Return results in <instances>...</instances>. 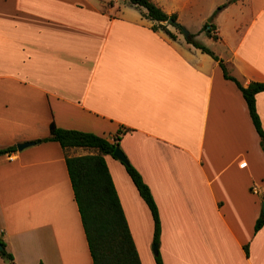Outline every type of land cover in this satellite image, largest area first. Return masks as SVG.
Listing matches in <instances>:
<instances>
[{
  "label": "crops",
  "instance_id": "1",
  "mask_svg": "<svg viewBox=\"0 0 264 264\" xmlns=\"http://www.w3.org/2000/svg\"><path fill=\"white\" fill-rule=\"evenodd\" d=\"M152 1L242 86L264 83V0ZM144 12L128 0H0V150L16 148L0 156V239L14 258L0 264H93L67 167L89 152L37 143L52 123L111 142L126 131L120 148L160 213L163 264H264V151L242 92ZM256 108L264 130V92ZM105 159L141 262L156 264L152 214Z\"/></svg>",
  "mask_w": 264,
  "mask_h": 264
},
{
  "label": "trees",
  "instance_id": "2",
  "mask_svg": "<svg viewBox=\"0 0 264 264\" xmlns=\"http://www.w3.org/2000/svg\"><path fill=\"white\" fill-rule=\"evenodd\" d=\"M235 1L238 0H230V3ZM128 2L131 6L146 11L144 12V17L155 23L153 26L155 30L165 32L172 40L176 39V35L168 29V25L164 24L169 19L178 23L175 14L168 15L152 0H128ZM223 7L216 11L211 18L212 21L204 27L207 35L215 39L217 36L212 35L214 30L213 20ZM188 43L219 61L225 78L236 83L241 90L256 132L260 137L261 148L264 151V130L256 108V95L264 92V83L252 82L247 87L242 86L236 78L229 75L224 62L208 47L196 41L194 35H190ZM124 132L126 131H120L118 137L111 142L92 133L61 129L55 123H52L50 136L37 141V143L57 142L65 150L82 148L89 152V154L84 156L67 157V167L93 258V264H142L105 159L106 156L113 157L116 148L120 147V136ZM14 151H16L15 147L2 149L0 150V156ZM123 165L152 214L155 226L154 245H159L161 220L152 192L140 173L130 162ZM263 226L264 216L261 215L255 224V233L259 232ZM0 244L3 247V250L0 251V256L8 262H13L14 258L7 252L6 244L2 239H0ZM245 250L248 255V247ZM155 260L156 264H163L159 251L155 256Z\"/></svg>",
  "mask_w": 264,
  "mask_h": 264
},
{
  "label": "water",
  "instance_id": "3",
  "mask_svg": "<svg viewBox=\"0 0 264 264\" xmlns=\"http://www.w3.org/2000/svg\"><path fill=\"white\" fill-rule=\"evenodd\" d=\"M210 21V20H209ZM165 25H168V26H172L176 29H179L182 34L184 35V37L186 39H189L190 37V33L188 30H186L184 27H182V25H180L179 23L177 22H174L173 20L169 19L166 23H164ZM34 145V143H24V144H20L18 145V150L19 151H22L23 149L29 147V146H32ZM113 157L115 159H117L118 161H120L122 164H127L129 161L126 157V155L124 154V152L122 151V149L120 147H117L114 154H113ZM262 215L264 216V202L262 203ZM158 248H159V245H153V253L155 255L158 254ZM3 250V247L2 245L0 244V251Z\"/></svg>",
  "mask_w": 264,
  "mask_h": 264
},
{
  "label": "rangeland",
  "instance_id": "4",
  "mask_svg": "<svg viewBox=\"0 0 264 264\" xmlns=\"http://www.w3.org/2000/svg\"><path fill=\"white\" fill-rule=\"evenodd\" d=\"M209 23V22H208ZM207 24V23H206ZM168 28L174 33H180L179 32V30H177L176 28H174V27H172V26H168ZM202 32H204V34H203V38H204V40H206L207 39V33H206V31L205 30H203ZM176 35V34H175ZM177 37V36H176ZM119 163H120V161H119ZM124 166V165H123ZM125 167V166H124ZM133 188L135 189V187L133 186ZM133 219H134V224L136 225V208H135V213H134V216H133ZM154 245V244H153ZM153 245H152V247H151V251H152V254L154 255V253H153Z\"/></svg>",
  "mask_w": 264,
  "mask_h": 264
}]
</instances>
